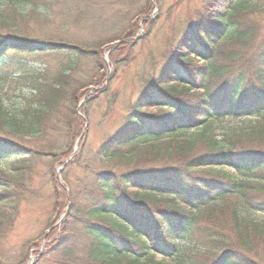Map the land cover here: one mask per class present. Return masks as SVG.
<instances>
[{
    "label": "trees",
    "instance_id": "1",
    "mask_svg": "<svg viewBox=\"0 0 264 264\" xmlns=\"http://www.w3.org/2000/svg\"><path fill=\"white\" fill-rule=\"evenodd\" d=\"M85 1L0 0V161L12 160L0 168V264H28L31 255L33 264H264V220L251 216L264 214V0H208L93 161L81 106L93 101L89 87L104 84L105 48L129 39L136 22L82 38L72 28L102 17L59 18L55 9ZM127 49L112 52L113 65ZM42 57L64 67L11 78L13 65ZM44 160L54 213L65 219L49 226L43 251L34 241L10 246L34 186L25 170ZM56 166L82 170L84 189L66 194ZM78 237L83 258L70 250Z\"/></svg>",
    "mask_w": 264,
    "mask_h": 264
},
{
    "label": "rangeland",
    "instance_id": "2",
    "mask_svg": "<svg viewBox=\"0 0 264 264\" xmlns=\"http://www.w3.org/2000/svg\"><path fill=\"white\" fill-rule=\"evenodd\" d=\"M90 2H93L92 6H90ZM207 4L208 0H86L75 4L74 7L70 4L69 10L65 6L55 9L58 11L59 18L66 16L74 19L79 11H82L86 18L102 17L101 21H94L93 24L79 27L81 29L72 28V31L82 38L96 37L100 33L110 31L117 33L124 30L129 21L136 22L134 28L131 29L129 39H125L121 43L116 42L105 48L104 62L107 69L104 72V84L89 87L86 92V100L93 98V101L81 106V112L85 116H82L81 113L79 115L85 121L83 138L87 145L86 158L88 160L95 159L97 149L121 127L139 97L155 83L163 65L176 50L180 40L205 14ZM62 8L66 9L60 13L59 10ZM109 20L110 22H108ZM114 22L118 23V26L113 28L109 26ZM54 29H56L55 26L52 30ZM122 44H127L128 56L122 64L115 66L112 64L110 56ZM41 59L42 61L37 63L28 61L23 67L24 69H17V66L13 65V68H10L11 78L23 82L21 79L23 75L38 74L46 68L49 69V72H56L64 67L63 63L51 57H42ZM146 110L155 112V109H144V111ZM216 133H220V131L216 130ZM34 167L36 168L33 171L25 170L26 178L34 179V186H31L30 194L24 193L25 201L19 207L17 224L9 245L19 248L26 242L34 241L40 247V251H43L48 243L46 238L50 233L49 226L55 223V227H60L65 219V214L55 215L51 189L47 185V181L43 180V178H47L46 173L50 164L46 160L37 161ZM0 168L11 170L12 160L0 161ZM203 170L235 174L234 170L229 168L207 167ZM64 175L67 181H64ZM56 176L66 194L69 193L70 186L84 189L86 177L82 170L71 169L66 172L64 167L56 166ZM129 192L136 191L130 190ZM11 211L5 207L4 212L10 213ZM251 216L264 220L263 213H253ZM107 220H110L108 223L114 227L116 224H121L120 221L114 220L112 217L106 218ZM84 244V240L79 237L75 238L70 247L71 252L80 258L85 257ZM258 254L264 262V252L258 250ZM155 258L160 259L159 256H155ZM34 259L35 255H31L28 264L33 263Z\"/></svg>",
    "mask_w": 264,
    "mask_h": 264
},
{
    "label": "water",
    "instance_id": "3",
    "mask_svg": "<svg viewBox=\"0 0 264 264\" xmlns=\"http://www.w3.org/2000/svg\"><path fill=\"white\" fill-rule=\"evenodd\" d=\"M78 146H79V143H78V145L75 148V153L78 151Z\"/></svg>",
    "mask_w": 264,
    "mask_h": 264
}]
</instances>
